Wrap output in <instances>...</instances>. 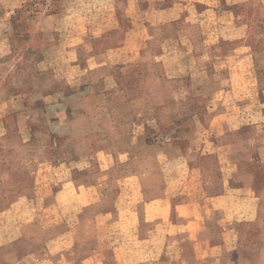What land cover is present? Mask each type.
Wrapping results in <instances>:
<instances>
[{"label":"crops","instance_id":"crops-1","mask_svg":"<svg viewBox=\"0 0 264 264\" xmlns=\"http://www.w3.org/2000/svg\"><path fill=\"white\" fill-rule=\"evenodd\" d=\"M52 1L0 0V121L68 142L61 151L90 167L66 181L62 206L49 171L31 210L8 221L0 205V264H264V50L218 52L234 16L200 0H98L124 23L112 50L125 55L117 66L108 51L79 61L78 44L65 53L56 40ZM115 71L120 96H109ZM52 104L67 105L52 116ZM205 136L219 179L237 185L192 200L183 194Z\"/></svg>","mask_w":264,"mask_h":264},{"label":"rangeland","instance_id":"rangeland-1","mask_svg":"<svg viewBox=\"0 0 264 264\" xmlns=\"http://www.w3.org/2000/svg\"><path fill=\"white\" fill-rule=\"evenodd\" d=\"M35 1L34 8L37 9L42 0ZM200 2L206 6H215L217 9H227L234 16V25L227 31L228 40L218 52H223L236 45H247L255 51L264 50V0H200ZM100 3L101 1L98 2V0H65L63 6L60 0H53L50 6L52 10H61L62 13L60 31L56 40H60L59 44H62L61 47L64 48L65 53L70 48L67 46L78 44V57L76 58L79 61L89 55L108 51L117 66L122 62L126 49L119 50V52L112 49L118 46L122 38L118 29H122L124 23L119 19L116 11H106L102 4L99 5ZM64 60L70 61L71 57H66ZM112 75L103 87L107 90L106 92H109V96H120L116 87H111L112 82H115L117 78L116 71ZM64 105L61 107L52 104L49 114L59 116L62 113L60 111L65 109ZM74 105L79 110H85L89 108L90 103L81 100ZM117 109L115 111L119 112L120 108ZM81 124L83 123L76 124L74 130L77 131ZM69 127L71 126L66 124L67 133L72 130ZM52 128L54 129V126ZM202 140L206 143V149L202 162L197 164L201 167V172L197 169L191 172L189 180L191 194H187V190H184L185 194H183L192 200L202 199L208 193L215 194L225 187L230 188L237 185L235 181L224 182L219 179L216 165H214L216 160L212 153L213 149L209 145L210 139L205 136ZM68 144L57 138L33 139L26 130L8 131L6 123L0 121V177L5 178L0 205L1 211H9L5 212V220L9 221L11 216H19L31 210V189L39 182L36 178L40 177L41 180L46 171L50 174L49 189L57 195L59 206L70 201L73 190L67 186L66 181L84 174L90 166L87 160H76L74 157L67 156L68 150L61 151L60 146L68 147ZM63 158H67L69 164L68 167H62V170H59L57 166ZM109 165L111 162L106 153L99 154V163L96 168L105 170L110 167ZM261 175H264V169L258 176L261 177ZM205 182H207L206 186ZM258 187L264 186L259 185ZM16 220L21 222L20 219L16 218ZM159 231L170 232V229L162 228ZM126 248L133 252L135 245L130 244Z\"/></svg>","mask_w":264,"mask_h":264}]
</instances>
